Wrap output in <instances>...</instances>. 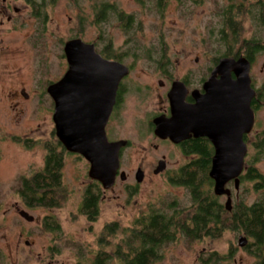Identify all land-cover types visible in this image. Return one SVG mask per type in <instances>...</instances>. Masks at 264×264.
I'll list each match as a JSON object with an SVG mask.
<instances>
[{"label": "rangeland", "instance_id": "374dc122", "mask_svg": "<svg viewBox=\"0 0 264 264\" xmlns=\"http://www.w3.org/2000/svg\"><path fill=\"white\" fill-rule=\"evenodd\" d=\"M34 1L37 3L32 6L27 0H0L11 7L7 15L13 20L0 26V264H89L98 252L97 239L106 224L116 222L122 229L130 228L134 220L153 209L169 213L189 207L188 191L173 185L169 178L191 158L183 157L166 144L154 149L155 138L147 126L148 116L158 107L156 94L164 92L157 87L161 76L156 69L163 65L175 78L187 69L195 73L200 69L205 70L208 77L207 69L214 67V59L227 51L219 41L221 14L229 9L237 16L236 7L230 6L245 0H165L162 14L155 12L154 3L149 0L145 7L150 10L135 0ZM104 1L117 3L124 14L133 16L132 34L125 33L116 19L105 26L93 24L95 9L92 6L98 7ZM43 2L41 7L39 3ZM246 3H254V0ZM38 11L44 12L45 20ZM240 17L239 39H257L262 47L250 72L254 87L262 92L264 27L257 26L249 16ZM100 29L105 30L108 37L100 35ZM99 37L110 38L121 55V62L133 68L132 78L141 86H151L152 91L143 103L133 90L126 98L122 120L115 123L114 138L117 135L131 143L120 156L122 171L130 175L129 181L134 183L136 168L141 167L146 172L145 181L129 201L118 181L100 204L96 221L90 223L79 213L88 184L84 162L65 157L62 183L68 197L59 208L27 206L17 193V186L21 177H29L42 169L45 143L55 140L53 106L45 90L65 66L62 45L68 39L80 38L96 44L98 52L107 42ZM237 47L231 51L234 53ZM159 53H165L166 64L159 60L162 64L156 65L146 59L159 58ZM130 81L125 85L131 84ZM20 89L27 94V99L19 96ZM258 120L260 124L256 126L260 127L255 131L264 129V108L259 111ZM255 141L253 136L248 142H252L249 157ZM162 156L167 160L169 174L155 177L151 170ZM254 166L264 174V157ZM227 188L234 192L232 185ZM241 192L245 194L242 198L246 205L257 198L253 184L245 183ZM225 200L223 198L222 202ZM19 211L28 213L33 221L24 220ZM241 234L227 231L213 240L179 238L163 246L160 258L153 264H202L212 252L227 255L230 247L234 251L232 257L222 264H254V259L238 246ZM106 250L112 253L111 246Z\"/></svg>", "mask_w": 264, "mask_h": 264}, {"label": "trees", "instance_id": "16d2710c", "mask_svg": "<svg viewBox=\"0 0 264 264\" xmlns=\"http://www.w3.org/2000/svg\"><path fill=\"white\" fill-rule=\"evenodd\" d=\"M31 5L37 3L27 0ZM55 1V0H51ZM141 7H145L146 0H135ZM153 1L155 12L162 14L165 0ZM240 2L236 7L237 16L231 14L229 9L223 10L221 39L227 51L216 57L213 66L223 57L233 58L244 56L248 60L261 50L257 39L251 41L240 40L241 31L240 16H249L259 26L264 25V0H254L255 7L248 9L246 3ZM245 3V4H244ZM43 7V3H39ZM97 5V3H95ZM251 4V3H250ZM92 6L94 10L93 24L100 26L109 24L112 20L118 21L119 26L125 33L132 34L134 29V18L132 15L124 14L118 9L117 3L101 2ZM37 14L45 20L46 15L42 11ZM240 14V15H239ZM239 18V19H238ZM100 35L108 37L105 30L100 29ZM101 39V37H99ZM104 39V38H103ZM101 39V40H103ZM106 40V47L98 51L99 54L108 58L122 61L120 54L113 47L110 38ZM94 44V43H93ZM96 46V44H94ZM238 46L233 53L231 50ZM232 52V53H231ZM159 58L147 57L152 64L165 63V53H159ZM162 63H159L161 65ZM167 66V65H166ZM161 67H165L161 65ZM62 147L55 139L51 143H45V158L43 168L29 177L20 178L17 193L21 200L30 207L59 208L66 202L68 193L62 183L61 154L57 153V147ZM186 155L195 154V157L175 170L169 181L175 185L184 187L188 191L190 205L185 209H173L169 213L151 210L147 215L134 220L133 226L122 229L118 223L106 224L99 233L97 239L98 252L89 264H153L161 256L163 246L176 242L179 238L188 241L201 239H218L227 231L232 233H243L262 243L264 236V174L260 173L254 164L264 157V138L256 139L253 143V154L245 159L246 171L241 176V183L252 182L257 198L246 205L241 194L240 201L233 200L231 210L227 211L221 197L215 196L213 192V181L208 173L211 166L213 149L207 141H194L183 148ZM98 195L94 190L85 191L83 203L79 213L84 215L90 223L95 222L98 217L97 207ZM52 230V229H51ZM112 247V253L106 249ZM227 255L216 252L210 253L202 264H222L232 257L233 249L229 248ZM259 257L264 261L263 252L257 249ZM81 256V255H80ZM261 261V262H263Z\"/></svg>", "mask_w": 264, "mask_h": 264}, {"label": "water", "instance_id": "95a60500", "mask_svg": "<svg viewBox=\"0 0 264 264\" xmlns=\"http://www.w3.org/2000/svg\"><path fill=\"white\" fill-rule=\"evenodd\" d=\"M63 53L67 71L62 80L46 89L53 101L55 136L67 152L79 154L89 163L90 179L109 189L119 170L120 149L126 142H109L105 125L117 84L129 70L119 62L104 59L93 43L80 38L66 41ZM249 71L250 62L244 56L220 58L203 85L204 94L193 93V105L183 103L184 88L174 83L168 93L171 117L154 120V134L161 139L179 143L192 133L209 140L214 153L208 176L213 181L215 196H226L227 211L231 210V193L226 185L233 181L238 190L247 152L242 136L251 131L254 123L250 104L255 91ZM163 170L164 162H160L154 172ZM120 175L123 178L124 173ZM142 176L138 169L137 182H141ZM19 215L27 222L33 221L24 211ZM245 243L246 239L240 237L239 246Z\"/></svg>", "mask_w": 264, "mask_h": 264}, {"label": "flooded vegetation", "instance_id": "af4514ba", "mask_svg": "<svg viewBox=\"0 0 264 264\" xmlns=\"http://www.w3.org/2000/svg\"><path fill=\"white\" fill-rule=\"evenodd\" d=\"M246 7H248V9L250 10V9H253L255 7V5L253 3H251V4H248ZM10 8L11 7H9V5H6V4H3V3L0 2V26H2L3 23H6V22L9 23V22L13 21L12 17L10 15H7V12L9 11ZM14 12L16 13L17 10L14 9ZM240 20H241V17H240ZM263 27H264V25H263ZM71 39H73V38H71ZM71 39H68V40H71ZM65 42H64V44H65ZM64 44L62 45V48H61V50H62V54L61 55H62V60L64 61L65 66L61 67L59 73L54 78V81L52 83H50L49 85H51L53 83H57L60 80H62L64 74L67 71V68H68L67 67V62H66V59H65V56H64V53H63ZM256 55L257 54L254 55L253 59L249 60V62H250L249 75H250V72H251V68L254 65V58L256 57ZM101 57H103L106 60L115 61V62H119V63L123 64L121 61L116 60V59H108V58H106V57H104L102 55H101ZM231 57H233V56H231ZM236 58H238V57H236ZM215 65H214V67H215ZM125 66L129 70L128 74L123 76L119 80V82L117 84V89H116L115 96H114V104L112 106L111 113H110L109 118H108V120L106 122V125H105V134H106L107 140L109 142H115V141H120V140H123V141L126 142L125 146H123L120 149V152H119V170H118L117 175L115 177L114 184L109 189H104L99 182L90 179L89 176H88V170H89V166H90L89 163L82 156H80L79 154L67 152L65 150V148L63 147V145L58 141V139L55 136V139L62 146V147L59 146L56 149L57 153L61 154V156L63 158L62 168H63V164H64V159H65L66 156H71V157L76 158L79 161L85 163L86 169H87L86 170V177L88 179V184H86L84 192L85 191H92V190L97 192V195H98V201H97L98 216L100 214V209H99L100 204L103 203V201H104V199L106 197V194L109 193L110 191H112L115 188V186L118 184V181L122 184L123 193L128 197L127 200L129 201L136 195L139 187L144 183L145 177H146V172L143 171L141 167H137L136 168V172H137L138 169H140L142 171V173H143L141 182H137V180L135 178L136 172L134 174V181L135 182L132 183L131 181H129L130 175H127L124 171H122L120 156L122 157V155L124 153V150L128 149L131 143L128 140L118 138L117 135L114 138V136L116 134V130H117V128H116L117 126H116L115 123L118 124V122H120V120H122V118H123V112H124V107H125V104H126L125 102H126L127 96L130 93H132L133 90H134V91H136L137 94L140 95L141 102L144 103V100H147L150 97V93L152 91L151 86H149V85L141 86L140 83L135 78L134 79L132 78V73L131 72L133 71V68L130 65H125ZM214 67H212L211 69L210 68L207 69V71L209 72L208 77H206L205 70L198 69V70H196L197 72L195 73L194 72L195 70L187 69V70L184 71L182 76H180L178 78H175V77H173V75H171V73L168 72L166 67L158 66V68L156 69V73L157 74L159 73V75L161 76V79H158L157 87L160 90H164V92H159V94H156V97L158 98V101H157L158 107L154 108V110L150 113L151 115L148 116L149 119H148V123H147L149 132L155 138L154 140H155L156 144L153 146L154 149H157L160 145H163V144L170 145V146L173 147V149L177 153H179L180 155H182L185 158H191L190 160H192L195 157V154L186 155L183 152V148L186 147L187 144L192 143L194 141H197V140L198 141H204L205 140V141L208 142L209 146L212 147L213 153H214L213 146L211 145V143L209 142V140L205 136L194 137V135L192 133H190L188 138L180 141L179 143H173L169 138L161 139V138L155 136V134H154V130H155L154 120L156 118L161 117V116L165 117V118H170L171 117V105H170V102H169L168 93L171 90L172 85L174 83L181 84L183 86V88H184L183 103L186 104V105H193L195 103V99L193 97V93L197 92L198 95L204 94L203 85L207 81V79L210 77L211 71L213 70ZM232 78L233 79L235 78L234 74H232ZM250 79H251V88L255 91V94H254V96H253V98L251 100V104H250L251 109H252V111L254 113V123H253V126L251 128V131L249 133L243 134V136H242L243 142L246 145L247 152H246V155L244 157V167H243L241 175L239 176V187H238V190L235 189L233 181L227 183V185H226V188H227L228 185H232L233 186V191L234 192H231V190L228 188L230 190V193H231V196H230L231 205H232L233 200L235 202L240 201V196L242 194V192H241V187H242L241 176L246 171L245 159L247 158V155L249 154V150H250L251 145H252V142H250V143H248V142L253 136H254V139L264 138V129L260 130V131H255L256 129H259L258 127H260V125L259 126H256V125L260 124L259 120H258V113H259V111L261 109L264 108V91L260 92L258 89H256L254 87L253 78H252L251 75H250ZM128 81H130L131 84L125 85V83L128 82ZM47 87H46V89H47ZM154 91H155V89H154ZM45 93L47 94L46 90H45ZM19 96L23 97L24 99H27V97H28L27 94L24 93L23 89H20ZM47 96L50 98V96L48 94H47ZM50 102H52V106H53L52 99H51ZM52 113H53V110H52ZM54 135H55V133H54ZM110 135H113L112 139H110ZM44 158H45V155H44ZM160 162H164V170L162 172H160V173L155 174L154 171L156 170V168L158 167ZM155 163H156V165H155L156 167L154 166L152 168V170H151L152 174L155 177L162 176V175L164 176V175L169 174V170L167 168V160L165 159V156H162L161 159L156 160ZM43 166H44V161H43ZM121 173H124L123 178H121V175H120ZM19 181H20V179H19ZM19 181H18V183H19ZM128 181H129V183H128ZM248 183L252 184V182H248ZM84 192H83V195H84ZM83 195H82L80 206L83 203ZM220 197L226 199V196H220ZM240 237L246 239V243H245L244 246H239V238ZM238 246L240 248H242L245 252H247L254 259V264H264V261L259 257V255H258L259 253L257 251V249L260 248L261 251L264 253V236L262 238V243L259 244L253 238H251L249 236H245V234L242 233L238 237ZM263 256H264V254H263ZM261 261H263V262H261Z\"/></svg>", "mask_w": 264, "mask_h": 264}]
</instances>
